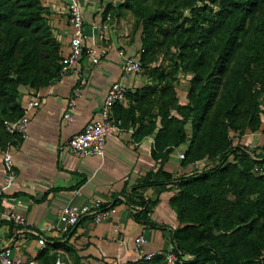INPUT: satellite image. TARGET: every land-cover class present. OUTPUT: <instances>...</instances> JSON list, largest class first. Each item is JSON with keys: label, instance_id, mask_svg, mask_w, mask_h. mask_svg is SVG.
<instances>
[{"label": "trees", "instance_id": "16d2710c", "mask_svg": "<svg viewBox=\"0 0 264 264\" xmlns=\"http://www.w3.org/2000/svg\"><path fill=\"white\" fill-rule=\"evenodd\" d=\"M109 8L129 10L141 26L138 52L148 83L126 94V107L116 103L112 118L133 129L135 142L155 134L151 156L160 167L140 184L175 189V264H264V154L234 143L247 131H264V0H120ZM47 15L40 0H0L2 151L21 137L6 128L23 115L20 89L38 90L60 75L64 56ZM163 48L176 51L173 69L146 76V56ZM179 70L189 76L184 104L175 87ZM184 144L182 166H214L175 177L163 170ZM124 196L140 209L134 219L149 223L148 201ZM45 247L40 264H54L57 256ZM164 252L139 264H168Z\"/></svg>", "mask_w": 264, "mask_h": 264}, {"label": "crops", "instance_id": "0c3cea01", "mask_svg": "<svg viewBox=\"0 0 264 264\" xmlns=\"http://www.w3.org/2000/svg\"><path fill=\"white\" fill-rule=\"evenodd\" d=\"M40 1L66 57L70 53L71 30L65 4L61 0ZM79 4L84 20V45L103 49L106 54L94 65L84 53L66 74L49 84L38 90L20 89L18 101L23 109L36 95L39 105L27 110L26 137L18 138L11 146L15 181L0 195V250L9 248L11 256L24 263L40 264L38 255L45 246L47 256L56 255L63 264H72L75 259H80L81 264L133 262L138 258L134 247L138 235L146 240V252H162L171 246V232L178 226L169 207L175 189L170 184H140L148 172L160 167L151 156L155 134L135 142L132 128L121 129L108 137L103 157H80L60 149L86 124L100 120L101 104L111 84L121 82L133 94L148 83L141 74L123 77L125 58L137 55L140 46L137 38L130 40L124 19L118 21L112 15L113 9L109 7H117L120 0H79ZM187 88L188 81L178 94L181 104L186 102ZM74 90L78 92L76 104L69 111L68 102ZM128 103L129 98L122 101L125 107ZM68 112L70 119L64 117ZM237 141L234 143L264 154L262 128L257 133L245 132ZM186 146L174 149L163 170L175 177L207 165L208 160H204L182 166L179 155ZM2 155L0 148V189L5 180ZM129 193L135 200L144 199L151 205L149 223L134 219L140 209L127 202L124 194ZM97 203L114 212L96 221L87 214L96 212ZM64 205L88 212L66 231L57 224L59 208ZM8 212L22 215L26 225L15 226L3 220V214ZM40 236L45 238L44 245L38 243Z\"/></svg>", "mask_w": 264, "mask_h": 264}, {"label": "built area", "instance_id": "2783aa9c", "mask_svg": "<svg viewBox=\"0 0 264 264\" xmlns=\"http://www.w3.org/2000/svg\"><path fill=\"white\" fill-rule=\"evenodd\" d=\"M65 4L68 23L71 30L70 36V53L62 59V67L60 75L66 74L73 64H75L84 53H87L90 57L91 63L96 65L99 60L106 54L103 49L86 48L84 45V20L82 11L80 8L79 0H61ZM139 53L137 55L129 56L125 58L123 63V77L127 78L134 74H141L142 67L140 65ZM128 93V88L121 82H115L107 89L103 98L101 108L99 111L100 120L91 121L85 125L83 130L77 135L71 137L66 143L61 146V150L75 156L88 157V156H104L106 141L109 136L120 132V123L115 122L112 118V108L116 103L125 100V96ZM78 95L77 90L73 91L72 97L69 99L68 107L69 111L75 108L76 99ZM39 105L38 95L34 96L26 109H24L23 115L14 123L7 124V130L11 135H19L26 137L28 119L26 116L29 108L37 107ZM66 119H70V113L64 115ZM182 160L183 154L179 155ZM2 161L4 165V186L0 189V195L2 191L12 186L15 181V173L13 168L11 145H8L3 150ZM96 212H86L80 210L76 206L64 205L59 208L57 214V224L60 230L66 231L76 226L80 218L83 215H91L96 221H100L110 213L114 212V209L102 208L99 203L95 205ZM3 220L10 222L15 226H25V218L15 212H8L3 214ZM45 238L40 236L38 243L40 245L45 244ZM146 240L143 235H138L134 239V247L138 253V258L133 262H122L119 264H139L142 261L150 260L156 253L145 251ZM164 257L168 264H175L177 258L174 254V246L171 245L165 249ZM0 264H39L36 262L24 263L18 259H14L11 256L9 248L0 250ZM54 264H63L57 260Z\"/></svg>", "mask_w": 264, "mask_h": 264}, {"label": "rangeland", "instance_id": "374dc122", "mask_svg": "<svg viewBox=\"0 0 264 264\" xmlns=\"http://www.w3.org/2000/svg\"><path fill=\"white\" fill-rule=\"evenodd\" d=\"M116 20L124 19L125 23L128 25L129 29V37L130 40H135L137 38L139 42V46L141 48V42H140V33H141V26L139 23V20L133 16V14L126 9H118L113 10L112 14ZM189 15V11L185 12V16ZM177 54L175 49L173 48H163L160 49L153 57H150V54L146 56L145 61L150 62L147 63L146 68H144L146 76H149L150 70L153 68H157L158 70H164L166 72H169L173 69L174 64L176 62ZM176 82L175 87L177 90V96L181 92L182 86L185 84L186 81H188V75L183 73V71L179 70L176 75ZM264 105V101H263ZM189 131V130H188ZM214 164H208L207 166H202L201 169L212 167Z\"/></svg>", "mask_w": 264, "mask_h": 264}]
</instances>
